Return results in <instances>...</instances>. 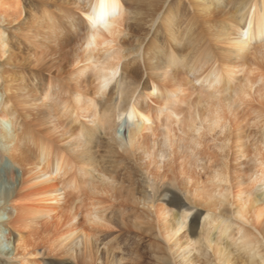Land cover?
I'll return each instance as SVG.
<instances>
[{
  "label": "bare ground",
  "instance_id": "obj_1",
  "mask_svg": "<svg viewBox=\"0 0 264 264\" xmlns=\"http://www.w3.org/2000/svg\"><path fill=\"white\" fill-rule=\"evenodd\" d=\"M47 1L0 0V264H125L113 222L153 264H264V0Z\"/></svg>",
  "mask_w": 264,
  "mask_h": 264
},
{
  "label": "rangeland",
  "instance_id": "obj_2",
  "mask_svg": "<svg viewBox=\"0 0 264 264\" xmlns=\"http://www.w3.org/2000/svg\"><path fill=\"white\" fill-rule=\"evenodd\" d=\"M24 1L27 4V6H29V10L27 11V13H29L30 15H33V16L36 15L37 18L40 17L39 11L41 8H43V6H44L43 3L45 1H46V3L51 2V1H47V0H24ZM169 1L171 2V1H175V0H169ZM218 6L223 11L227 10V8H230L229 7L230 4L229 3L226 4V0H223L222 2H220ZM219 8H217V9H219ZM52 10H55V9L53 6H50V4H49L46 7V12L49 13ZM132 17L133 16L131 15L130 19H129L130 21L128 20L126 23V28H127L126 30L128 32H127V36H126L127 38L125 37V39L126 40L129 39L128 42H131L133 40L134 35H136L138 33H142L145 30L146 31L148 30V27L143 24V19L140 15L135 16L134 19H132ZM58 19H59L58 21H64L65 20L63 17H60V15L58 16ZM55 25H56V28L62 32V33H59L58 35L63 36L64 33L66 32L65 29H63V24H61L60 22H57V23H55ZM154 28H151V32L147 36H153V35L157 36L158 31H155ZM11 30L12 29H10L8 31L10 43H12V41L17 42V44L21 47V44L23 43V37L15 35L14 34L15 32H13ZM128 33H130V35ZM159 33L161 34L162 32H159ZM160 34H158V35H160ZM54 40L59 42V39H57V36L55 37ZM14 42L12 45H14ZM17 47L15 49H17ZM133 56H134L133 54L128 55L126 60L131 61L132 58L135 59V56L134 57ZM36 68H38V67L30 65V66H27V69L25 71L27 73H30L31 71L37 72ZM40 69H42V68H39V70ZM48 72H51V71H46V70L42 71L41 75L43 76L45 73H48ZM23 80H26V79H23ZM31 81H36V79L31 80ZM31 81H29V82H31ZM90 128H93V127L90 126ZM95 149H97L98 157L102 156L104 158L106 165H110L109 160H113V159L119 160L120 159V156H118L117 154H115V155L113 154V156H111V159H110L109 156L112 153H109L108 151H106L103 143L102 144L99 143L98 145H96ZM167 196H169V193H167ZM193 210L189 215H190V217H192L194 215V216H196V218L193 221V224H191V225H190L189 219H188V223H187V226L185 228V231H187L188 233L190 232V229L194 230L198 227V224H199L200 219L202 217V216H200L202 209H200L199 207H196ZM105 233H106L105 234L106 235L105 240L110 239L112 237H114L116 239V241L119 245V249H117L115 252L117 254L123 255V262L125 264H153L155 262L153 255H151V253H149L147 251L148 243L152 239V236H150L149 234H146V233L141 232V231H137L133 228L124 227L121 224H117L115 222H113V225L109 229L105 230ZM234 256L237 258L238 254L235 252ZM39 259L43 261V264H48V263H53V264L57 263L58 264V263L65 262L64 258H61L57 255H52V254L40 255Z\"/></svg>",
  "mask_w": 264,
  "mask_h": 264
},
{
  "label": "snow or ice",
  "instance_id": "obj_3",
  "mask_svg": "<svg viewBox=\"0 0 264 264\" xmlns=\"http://www.w3.org/2000/svg\"><path fill=\"white\" fill-rule=\"evenodd\" d=\"M94 39V38H93ZM220 128V123L219 122H216L214 124V129H219ZM199 134V131L197 132V135ZM179 207V206H178Z\"/></svg>",
  "mask_w": 264,
  "mask_h": 264
}]
</instances>
